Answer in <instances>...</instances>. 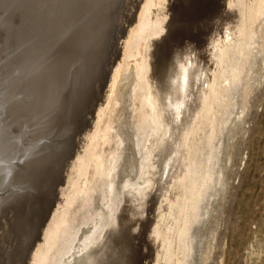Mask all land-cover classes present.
<instances>
[{
    "label": "rangeland",
    "instance_id": "obj_1",
    "mask_svg": "<svg viewBox=\"0 0 264 264\" xmlns=\"http://www.w3.org/2000/svg\"><path fill=\"white\" fill-rule=\"evenodd\" d=\"M164 1H162L163 3L162 5L156 4L152 6L154 9H156V7L160 8L161 6V10L158 12L157 15L161 17L160 13L163 11L162 17L164 18L166 16L164 19H167L171 15L175 16L176 18L177 16L183 19L185 18V16H188L187 18H190L191 13L189 12L191 10L193 11L192 16L194 18L196 17V19L199 17L198 14L203 15L204 13V15L202 16L203 19V17L206 18L207 16V14L205 16V12H208L209 14L208 17L211 16V12L212 10H214V7L216 8V5H217L216 9L219 10L222 8V6H220L221 0H217V1L208 0L207 2L206 0L205 1L204 0L202 1L164 0ZM10 2L11 3L9 4L10 5L13 4L11 6H13L14 9L9 4H7V1L6 3L3 2V4L5 3L3 6L0 5L1 6L0 14L2 13L3 15V12L5 13V15L7 14L5 16L6 18L3 17L4 15L0 16L1 17L0 32L2 33L0 34V44H1L0 53L1 54L2 52L4 53L2 55L0 54L1 55L0 75L1 73H3L0 76V119H1L0 136L4 137L3 133L5 134V130L7 131L8 126L11 127V128L9 127L10 128L8 129L9 132H6L5 134L6 136L4 138L0 137V143H2L0 144V146L7 145L10 148L16 146L18 147V149L21 147L19 149L20 152H22V150L24 149L22 147H25V150H23V152L25 153L23 152L21 153L22 157L19 154L18 159L19 160L22 159L20 161L17 160L16 158H12L11 161H5L7 163L2 162L3 164L2 165L0 164V166L3 167H5L6 164L7 165L9 164V166L12 164L14 165V166L12 165L13 167L10 166L11 169L7 168V166L5 167L7 169H10L8 170L7 174L8 176L9 175L11 176V178L8 179L9 183L7 182L8 187H6V189H3L1 187L3 186L4 183L3 181H5L4 179L7 177L2 173H4V171L7 170L5 168H3L4 170L0 169L1 171L3 170V172L0 171L1 173L0 195L2 196L5 193L3 197L5 196V199L7 201L11 198H14V196L16 198V200L15 198L13 200L11 199L9 203H7V201L5 200L7 207L11 203L13 207L12 208L9 205L10 207H8V209L5 210L8 212V213L6 212V214H9L10 212L13 213L12 209H15L16 211V209L18 208L17 211H19V209L21 208L19 215L22 212L21 213L22 216H20V222L22 221V223H20L21 226L19 230L21 232H19L20 234L18 235V237L21 236L22 238L19 237L21 240L17 238V240L19 239V241L16 244L15 242L17 240L15 242L13 241L14 247L19 250L18 246L20 247V244L24 241L23 236L25 237V240L28 238L29 240L27 239V241L29 242L30 240L34 239V236L36 237V235L38 236V234L40 233L38 232L39 230L38 227L42 228L43 224L46 221L47 218L46 216L48 215L45 214L48 213V211L45 212V210H47L48 207H49L48 210H51L50 206L51 208L52 206H54L55 204L54 200L56 199L57 195H59L58 193L55 194L56 193L55 190L58 192L59 189L57 187L60 186L58 179L59 181H61L60 184L64 181V177L62 178L61 177L62 174L60 173H63L65 175L64 171L66 169L64 167L68 168L69 165L68 162H70L71 160L70 158L74 157V155L72 157L71 154L76 152L74 150L80 149L81 141L78 140L82 137L80 136L79 138V135H81L82 132L90 131V129L94 124L93 115H95L97 106L102 107L107 102L108 79L112 71L111 69L116 64L115 62L117 61L121 53L122 32L123 30H125L124 28H127L129 26L128 20L130 16L132 17L133 14L135 15V13H137L136 5L139 1L138 0H58L59 4L58 6H56L57 9H55V11L53 12L54 15L52 14V16H50L47 19L44 17L43 14H39L34 11V9L30 4V0H24L18 2H16V0H13ZM177 2L178 5L175 6L174 4H177ZM184 2L188 4L187 5L188 7ZM191 2L194 3L196 9L194 8L193 4H190ZM197 3H199L201 6ZM0 4H2V2ZM6 4L10 8H12V10L8 9L9 7L6 6L7 7L6 9L9 10L7 11L4 7ZM164 5H166L167 10ZM183 5L185 6L184 9L186 10H183L182 8ZM218 6L221 8H219ZM2 7L4 8L2 9ZM168 7H170V9ZM172 7H173L172 9L173 11L171 10ZM178 7L182 9V11L178 10ZM197 7L200 8L197 9ZM130 8L132 11L130 10ZM209 9L211 10L209 11ZM201 10H203V12ZM178 11H181L182 16L178 15L180 14V12ZM171 12L172 14H170ZM16 14L19 16H17ZM126 14H128V16ZM2 19L5 22L1 21ZM20 24L23 28L20 26ZM37 24L39 25V27ZM253 26L257 32L255 35V43L251 48V52H250L251 54H249V56L251 55V57L247 62L248 65L242 66V69L239 72L240 75L239 78L229 77L227 80L224 81V87H225L224 103L221 105V110L218 112L217 119L213 128L214 129L213 133L210 138H207L208 136L207 133L209 134V129H207V132L205 131L202 134L203 136H201V140L198 143V148H197L198 152L196 154V159L194 163L191 165L192 169L200 170L201 168H203L205 164L208 163L209 158H208L207 150L208 147L210 146L217 148V159L213 165L210 180L204 184L205 187L210 186V194L203 201V203H201L200 205L201 208H199L198 212L196 213L197 216H195L194 221H191L189 228L185 233L184 240L182 241V243H180L182 245V246L180 245L181 248L178 246V248H180L179 249L180 251H178V248H176V251H178L176 255L178 256V259L176 260L177 264H264V14L258 19L257 22L255 21L253 23ZM163 31L165 32V28H163L161 32L162 35L164 34ZM157 38H159V36H157ZM12 39H14L13 42L11 41ZM233 41L234 40H232V42ZM242 41H243V37H239L235 39L234 43H239ZM168 43L169 42L165 43V47L163 45L164 50L163 48L162 50L164 51V53L163 52L162 54L160 53L161 56L158 54L159 58L165 59L164 58L165 55L163 54H165L166 45ZM15 48L17 49L15 50ZM253 48L254 50H252ZM196 51L197 52L200 51L199 48L198 50L196 49ZM235 61H236V53H233L232 57H230L227 63L228 64L235 63ZM130 65L131 64L129 63L128 69L125 72L121 73L120 75L121 77L119 76L118 83L116 84L117 90L115 88L118 102L116 104V108L112 113L113 122H112L111 133L113 135V139L116 140L118 144L117 143L115 144L114 140H111L109 144L104 145V147H106L105 151L107 149L113 148L114 146H119L117 150L119 152V155L117 156L116 163L114 166L111 167V169H109L107 175L105 176V180L109 183L110 189L107 190L108 187L106 186V191L102 196L99 192L97 191L94 192L92 198V206L90 208V212H93L95 214L94 220L98 218L106 217L108 215V219L106 218L105 219L109 224V226H107L106 223L100 229L101 231L99 230V233L97 234L96 238L90 241L92 246L88 247L89 250L91 248H94L95 244H96L95 247L98 246L97 243H99V240L102 243V239H105L106 237L105 235L107 234L108 230H110L112 227L111 225H113L114 227V225L118 221L124 219L125 217H128L127 214L123 215V213H121L122 210L123 211L125 210L124 207L126 202V200H124L125 196L123 195L121 190L120 193H118L117 195L118 199L116 200L115 204L109 206V203L111 198L115 195L114 194L115 191L121 189V186L126 182H127L126 184L129 185L130 182L134 181L135 178H137V176L141 173L138 166L141 161V157H142L141 155H144L145 153L141 152L142 150L139 151L137 145V143H139L142 139V134H140L137 128L135 111L133 110L132 101H131L133 74L131 72L132 67ZM233 65L235 67L237 66L236 64ZM8 66H10L11 68L9 69ZM1 83H3V85H1ZM7 87L8 90H6ZM1 94H5V95H2L1 97ZM3 97L7 99V102L3 99ZM11 99L15 100L13 102L14 104L12 103L13 100ZM18 99L20 101H17ZM1 101H4L5 103L11 102L10 107L13 105L12 108L9 107V104L6 105L4 102L1 103ZM16 101L18 104L20 103V105H16ZM36 102H39V104L41 103L42 108L38 103L36 104ZM3 103L5 104V106L8 107V109L7 107L5 108ZM32 103H34V105H32ZM28 105H29V109H28ZM31 105L32 107L36 106L35 107L36 109L37 106L40 107L42 110H43V106L46 107V109L44 108V112H43L39 108L37 110L40 112H38L34 107L32 109L30 107ZM13 107L14 108L16 107L15 108L16 112L15 109H13ZM19 107L20 108L22 107L23 109L24 107L26 108V110L24 109L25 114L24 111H22L23 110L22 108L19 110ZM4 108L7 110H5ZM9 109L10 110L12 109L11 111L14 110L13 112L15 114H13L12 112L13 115H11V112L8 111ZM31 110L33 113L35 111L37 113L33 115L31 113ZM6 111L10 113L7 114L8 112ZM227 111L228 113L229 112L230 113L226 114L228 116L226 118L228 119H226L227 121L225 120L226 124L225 123L223 124L225 130L223 131V127H222V132H223L222 133L218 131L219 129L218 127L220 126V117H222V115ZM1 112L2 115L4 114V116H1ZM47 112H48V117L46 116ZM22 113L24 114L25 119L24 116L21 115ZM38 113H41L40 114L41 116ZM16 114H18L17 117L18 119L20 120L24 119L21 121L22 125L18 126L14 124L17 121H19V123L17 122L16 124H21L20 120H16L17 118L15 119L16 122L12 121L17 116ZM10 115L11 116L15 115V116L11 118ZM7 116L9 118H7ZM42 117H46L47 120H45L46 118H44V120H41ZM6 119L7 121L5 122ZM9 119L12 120L9 121ZM1 121H3L7 125L4 126L3 125L4 123ZM48 121L49 123H47ZM32 125L34 127H32ZM17 128L18 129L20 128V130H18ZM27 128L33 130L32 133L28 132L26 134L25 132H27L26 130ZM11 129L12 132H15V130L16 131L18 130L17 132H19L21 131V129L23 130L25 129V130L21 131L22 133L19 132V134L15 132L14 135V133L11 132ZM10 132L13 135L10 134ZM7 133L12 135L11 138H13V142L12 140H10V135L9 134L7 135ZM16 133L18 134L19 137L22 138L23 146L20 143L21 141H17L20 140L21 138L17 139L18 137H14L17 136ZM25 134L26 135L30 134L28 136V139H26L27 136ZM23 135L25 136V139L23 138L24 137ZM7 137L10 141L6 140ZM1 138L3 141L1 140ZM14 138H16L15 141H17V143H15ZM77 138L78 140H76ZM4 139L6 140V142L8 141L9 142L4 143ZM25 140L27 141L26 144H25ZM68 140H70L69 141L70 143L68 142ZM75 141L77 144L74 143ZM66 142H68V144L70 145H68ZM9 143L10 144L13 143V146L10 145ZM14 143L20 146H17ZM78 145L79 147L77 148ZM45 148L47 149L50 148L49 150L53 149L52 151H49V153L51 152L50 155L53 154V157L50 155L46 156V154L49 153L48 150H45ZM32 150H34V152ZM43 150H45L46 153V154L44 153V155L47 157L45 161L47 164L45 162H44L45 164L43 163V161L45 160V156L44 155L42 156ZM71 150L73 153H70ZM19 151H16V154L20 153ZM53 151H55V153ZM1 152L3 151H1L0 149V162H1V158L3 160V155L1 154ZM31 152L33 154L35 153V156L38 155L37 153L39 152H40L39 154L41 155L34 157ZM63 154L65 156L64 160L62 159ZM56 155L57 156L59 155L58 156L59 158ZM32 156L34 158H32L31 161ZM37 157H39V159L41 157L40 160L41 163L39 162V160H37L38 159ZM50 157L53 158L54 161ZM49 158L50 160L48 161L49 162L48 163L47 160ZM109 159H112V157H110ZM16 162L19 163L18 166H16L17 164ZM32 163H35L36 165ZM50 163L52 164L50 165ZM30 164L34 165L35 167L31 166ZM41 164H44L45 167H42L44 165ZM48 164L50 165V168L49 167L47 168V166H49ZM62 164H64V166ZM65 164L67 165L65 166ZM15 167L17 168V170H15L16 169ZM12 168H14L13 169L14 171L12 170ZM44 168L45 171H47V173L43 175V177H40V175L44 174L45 172L44 170H42ZM32 169L34 170L33 173H36L38 170H40V173H38L39 171L36 173L37 178L35 177L34 174L31 175ZM9 171H11L10 172L11 174L9 173ZM51 171L52 173L49 175ZM12 172L15 173V177L13 175L14 173L12 174ZM53 173H55V175ZM3 175L6 177H4ZM20 175L21 178L23 177L22 180L25 179L26 181L23 182L21 179H19L18 177H20ZM33 175L37 179L35 181L32 180V182H34L35 184L31 182V178L33 177ZM12 176L14 178H12ZM217 176H220L221 179L220 181L215 182ZM55 177L57 178L55 179ZM45 178L47 180L49 178L52 180L43 182V180H46ZM54 179L56 182L54 181ZM9 180L10 181L12 180V182L14 180L15 181L12 183ZM20 180L24 185L28 183L31 184L32 186L35 185L33 187L35 188V190L36 189L37 190L33 191L34 188L30 187L31 185L29 186V184L25 186L23 185L22 187ZM39 180L42 181L38 182ZM16 181L18 182V184L15 183ZM36 183L41 186L37 185ZM48 183H52L50 184V187L48 186L49 185ZM55 183L56 184L58 183L57 186ZM16 184L17 185L21 184V185L16 186ZM44 184H46L45 187L46 189L44 188ZM10 185L14 189L11 188ZM36 186H38L39 188L43 187L44 189L43 190L39 189ZM51 186H53L52 188L54 189V191L53 189H48V187L51 188ZM54 186L57 189H55ZM9 187L13 189L12 190L13 194L11 193L10 191L11 189ZM15 189L17 191H15ZM6 190H9L10 193H8ZM19 191L24 192L23 195H21L22 193H20ZM52 191H53L54 199L52 198ZM25 192L29 194H26ZM35 193L37 196L41 198V201L40 198L36 197ZM44 193L46 194V196ZM7 194H10V196H8ZM42 194L44 195L40 196ZM8 197L9 199H7ZM34 198H37V201ZM47 198L51 199L49 200L50 204L48 200L46 201ZM28 199L30 200L33 199L32 200L33 203L38 204L39 206L35 205L36 206L35 207L34 204L31 205L30 200ZM1 200L2 199H0V203L2 202L1 203L2 207H0L1 208L0 211L2 212V209L7 207H5L6 205L4 201ZM42 201L44 202L42 203ZM47 202L49 206L46 208L47 204L45 203ZM16 204L19 205V207H17ZM27 204L30 205L31 207L27 206ZM41 208L44 209L42 212H44L45 215H43V213L41 212L42 210ZM23 209L24 211H22ZM28 210L30 213L27 212ZM31 210L33 212L36 211L34 212L35 214L31 212ZM5 211L3 209L2 213H4ZM37 211L42 213V214L39 213V215L41 214L44 217L43 219L45 220V221L42 220L41 219L42 216L40 215L39 216L40 221H38L39 224H37L38 223L37 220L39 219L37 218L38 217ZM25 212H27L28 217L25 216L26 215ZM109 212L110 214H108ZM31 213H33L32 216ZM0 215L2 214L0 213ZM128 215L130 217L129 213ZM144 216L145 215L143 213V216L141 214L139 217L142 218ZM23 217L25 220L28 221V223L33 219L30 222L32 223V225L26 224L27 221L25 222L24 220V224L26 226L25 227L22 220ZM3 218L5 217H2V220ZM34 220L36 224L34 223ZM132 220L134 221L135 219ZM40 222H41V226H40ZM128 223L130 224L129 229H128ZM131 224L132 221L131 222L129 221L125 225L128 229V235L132 234L133 237L136 236L138 233V227L136 228L134 227L138 223L136 224V222H134L132 225ZM27 226H29L30 228L29 227L28 228L31 229L30 235L29 233H27V231H25L27 230ZM32 226L33 228H31ZM34 227H36L35 228L36 230H34ZM23 230L27 233V235H25L26 233L23 232ZM35 231L37 232L36 234L34 233ZM32 232L33 235H31ZM28 235L29 237H27ZM31 236H33V238H31ZM26 242L24 241L23 244H25ZM28 242L25 244V246L21 244V249H25L26 247L30 249L31 246L30 244H32L33 242L31 241L29 242V244ZM133 242L134 245L136 244L135 251L137 250L138 252V254L136 252L135 257L137 255L138 256L140 255L139 257L138 256L136 257L137 260L135 262L137 263L133 262V264H142V263L144 264L145 259L142 256H144L143 254L146 251L144 250L145 246L137 242V238L132 239V243ZM26 245H29V247ZM137 245L141 246L142 248L138 247ZM0 246L7 247V245H5L4 243L2 244V240L0 241ZM22 246L24 247L22 248ZM5 247H3L0 250V256H2L0 257V261L2 260L0 264H8V263L10 264L11 260H9L8 258H12V257H13L12 260L15 264L16 263L20 264L19 262H21V264L26 263L27 255H25V257H23V255L29 253L27 249H25L23 255L22 253L16 255V257L18 256L19 258V259L17 258L18 260L14 258V256L12 257L6 256L5 259V257H3V255L5 254L7 255L6 252L7 248ZM3 249L6 253L3 251ZM141 249L143 250V252H141ZM2 252H4L5 254L4 253L2 254ZM179 252L182 253L180 254ZM21 255L23 259L24 258L26 259V261L24 259L25 262L21 260ZM7 260H9V262ZM13 262L11 261V264H14Z\"/></svg>",
    "mask_w": 264,
    "mask_h": 264
},
{
    "label": "bare ground",
    "instance_id": "obj_2",
    "mask_svg": "<svg viewBox=\"0 0 264 264\" xmlns=\"http://www.w3.org/2000/svg\"><path fill=\"white\" fill-rule=\"evenodd\" d=\"M6 1H7V4H9L11 3L10 1H13V0H10V1L0 0V3L2 2V4L0 5L3 6L6 3ZM18 1H24V0H18ZM18 1L16 0V2ZM138 1H139L138 2L139 4L137 3L136 5L137 13H135V15L133 14L132 17L130 16L128 20L129 26L127 28H124L125 30H123L122 32L121 53L117 61L115 62L116 64L112 67L111 69L112 71L108 79L107 102L102 107L97 106L95 115H93L94 124L92 128L90 129V131L82 132L83 135L81 132H80L81 135L78 134L79 138L80 136L82 137L80 138L81 140L80 139L78 140V138L76 139L78 141H81L80 142L81 145L79 144L80 149L79 150L73 149L74 151H76L74 152L75 154L71 150L70 153H73L71 154V156L73 157L74 155V157L70 158L71 160L70 162H68L69 163L68 168L64 167L66 169L64 171L65 175L63 173H60L62 174L61 177L62 178L64 177V181L62 180L63 182L60 184L61 181H59L58 179L60 186L57 187L59 189L58 192L55 190L56 192L55 194L58 193L59 195H57L56 199L54 200L55 202L54 206H52V208L50 206L51 210H48L49 209L48 206L50 204L49 200L51 199H48V198L46 199V201L48 200L49 202V204L48 202L45 203L47 204L46 208L48 207V209L45 210V212L48 211V213H45L46 215L48 214L46 216L47 217L46 221L43 219L44 217L41 215L42 213L43 215H45L44 212H42L45 209L44 208L45 205L44 207L42 206L44 209L41 208L42 213L37 211L38 212L37 218H39V216L41 215L42 216L41 219L44 220L45 223L41 220L44 224L42 228L38 227L39 228L38 232H40L38 236L37 235L36 237L34 236V239L29 241V242L31 241L33 242L32 244H30L31 245L30 249H28L27 247L25 248L29 251V253L27 254L23 255L25 249H21V244L25 246V244L28 242L27 241L28 238L25 240V237L22 235L24 238L23 240L27 242L23 244L24 241L22 240L23 242L20 244V247L18 246L20 242L18 243V245H16L21 251L15 248L13 244V241L15 242L17 238L21 237V236L18 237V235L20 234L19 232H21L19 230L21 226L20 223H22V221L20 222V216H22L21 214L22 212L19 215L21 208L19 209V211H17L18 208L16 209V211L15 209H12L13 213L10 212L12 214L10 213L6 214L7 211L5 210L8 209V207L10 206L12 207L11 205L12 203L9 204L10 206L8 205L7 207V204L5 202L6 200L5 196L3 197L5 193L3 192L4 194L2 196L0 195V199H2L1 201H4L6 205L4 206L7 207V208H3L5 211L4 212L5 214L2 213L3 209H2V212L0 211V213L2 214L0 215V229H1L0 237L2 240V244L4 243L5 245H7V247L3 246L7 248L6 249L7 255L5 254L6 252L4 251V249L3 251L5 253L2 252V254L3 253L5 254L3 255L5 259H6V256H10V257L14 256V258L17 259L18 256L16 257V255H19V253H22L23 257L27 255L26 257L27 261L24 258L26 261L25 264H133V262L137 263L135 261L137 260L136 257L138 255L135 257L137 250L135 251L136 244L134 245V242L132 243V239L137 238V242L145 246L144 250L146 251L143 254L144 256H142L141 254V256L144 257L145 259L144 264H177L176 260L178 259V256L176 255L178 251H180L179 250L181 248L180 243H182V241L184 240L185 233L188 230L191 221H194L195 216H197L196 213L198 212L199 208H201L200 206L201 203H203V201L210 194V186L205 187L204 184L210 180L211 171L217 159V148L210 146L208 147V150H207L208 158H209L208 163L205 165L203 164L204 166L202 165L203 168L201 169L199 168L200 170L192 169L191 165L194 163L196 159V154L198 152L197 151L198 143L201 140V136H203L202 134L205 131L207 132V129H209V134L207 133L208 135L207 138H210L213 133V130H214L213 128H214V125L217 119L218 112L221 110V105L224 103V94H225L224 81L227 80L229 77L239 78L240 77L239 72L242 69V66L248 65L247 62L249 58L251 57V55L249 56V54H251L250 53L251 48L253 44L255 43V35L257 32L254 29L253 23L255 21L257 22L258 19L264 14V0H221V3L220 2L219 3H220V6H222V8L218 6L219 8H221L218 10L216 9L217 8V5H216V8L214 7V10H212L210 17H208L209 15L208 12L204 11L205 16L206 14L207 16L206 18L203 17V19H202V16L204 15V13L203 15L196 13L199 15V17L197 16L198 18L196 19V17L194 18L192 16L193 14L192 10L191 11L189 10L190 11L189 13H191L190 18H187L188 16H185V15L183 16H185L186 19L180 18L179 16H177L176 18L175 16L171 15L167 19H164L166 16L164 18L162 17L163 11L160 13L161 17L157 15L158 12L161 10V6L160 8L156 7V9L152 7L156 4L162 5L163 4L162 1L164 0L162 1L161 0H138ZM207 1L208 0H206V2ZM3 2L5 3L3 4ZM178 2L177 4H174V5L175 6L178 5ZM7 4L4 6L5 9L7 8L6 6H8ZM30 4L35 12L39 14H43L44 17L47 19L50 16H52V14L54 15L53 12L55 11V9H57L56 6H58L59 3H58V0H30ZM190 4L194 5V3L192 2ZM187 5L188 4H186V6ZM164 6L166 7V5ZM183 6H182L183 10H186L184 9L185 6L184 7ZM4 7H2V9ZM11 7L13 8V6ZM12 8L9 7L8 9L12 10ZM168 8L170 9V7ZM194 8H195V5H194ZM198 8L200 7H197V9ZM172 9L173 7L171 8V10ZM166 10H167V7H166ZM178 10L182 11V9H180L179 7H178ZM210 10L211 9H209V11ZM181 11H178L180 12V14L178 13L177 14L181 15L182 14ZM201 11L203 12V10ZM170 14H172V12ZM1 15L2 13L0 14V16ZM3 15L2 16L5 17L7 14L5 15V13L3 12ZM126 15L128 16V14ZM1 21H4V20L2 19ZM163 28H165V32L163 31L164 34L162 35L161 32ZM0 34L2 33L0 32ZM157 36H159V38H157ZM239 37H243V41L239 43H234L235 39ZM13 40L14 39H12L11 41L13 42ZM232 40L234 41L232 42ZM167 42L169 43L166 45L165 54H163L165 55L164 56L165 59H161L158 57V54L160 55V53L161 54L162 52L164 53L163 45L165 47V43ZM198 48L200 51L197 52L196 49L198 50ZM16 49L17 48H15V50ZM252 50H254V48ZM233 53H236V61L235 63L228 64L227 61L230 59V57H232ZM2 54L4 53L2 52ZM129 63L131 64L130 65L132 67L131 72L133 74L131 101H132L133 110L135 111L137 128L140 134H142V139L139 143H137V145H138L139 151L142 150L141 152L145 153L144 155H141L142 156L141 161L138 166L141 173L137 176V178L134 177L135 180L131 181L129 185L126 184L127 183L126 182L121 186V189L115 191L114 193L115 195L111 198L110 203H109V206H112L115 204L116 200L118 199L117 195L118 193H120V190H121V192L125 196L124 200H126L125 207H124L125 210L123 211L121 209L122 210L121 213H123V215L127 214L128 217L124 218L122 216L124 219L118 221L114 225V227L113 225L110 224L112 227L105 235L106 236L105 239L101 238L102 243L99 240V243H97L98 246L95 247L96 244L95 245L93 244L94 248H91L90 250L88 249V251L84 252V250L87 248V245L90 243L92 239L96 238L97 234L99 233V230L107 223L106 219H108V215H107L106 217L98 218L94 220L95 214L93 212H90V208L92 206V198H93L94 192L97 191L102 196L104 192L106 191V186L108 187L107 190L110 189L109 183L105 180V176L107 175V172L109 171V169H111V167L114 166L116 163L117 156L119 155V152L117 151L119 146H114L113 148L107 149L105 151L106 147H104V145L109 144L111 140H114L113 135L111 133L112 122H113L112 113L114 109L116 108V104L118 102V99L116 97L117 94L115 92V88L117 87L116 84L118 83L119 76L121 75L122 72H125L128 69ZM233 64H236L237 66L235 67ZM8 67L9 69L11 68L10 66ZM2 74L3 73H1V75ZM1 85H3V83H1ZM6 90H8V87L6 88ZM5 94H1V97L2 95H5ZM4 97L3 99L7 102V99ZM14 101L15 100H13L12 103ZM17 101H20V100L18 99ZM17 101H16V105H20V103L18 104ZM2 102L4 101H1V103ZM39 102H36V104L37 103L39 104ZM4 103H3L4 106L5 104L6 105L9 104V107H10L11 102L5 103V104ZM32 105H34V103H32ZM32 105L30 107L33 109L34 106L32 107ZM39 105L41 106L42 104L40 103ZM12 106L10 108H12ZM6 107L7 106H5V108ZM15 108L13 107V109ZM21 108L19 107V110ZM39 108L40 107L37 106V109ZM44 108L46 109V107L43 106V110L41 109V111L44 112ZM24 109L26 110L25 107ZM24 109L22 111H24ZM28 109H29V105H28ZM11 110L10 109L8 110L11 112V115L15 114L13 112L14 110L13 111ZM10 112H8L7 114H9ZM15 112H16V109H15ZM31 113L34 115L37 112L35 111L33 113L31 110ZM229 113L227 111L222 115V117H220V126L218 127L219 132H222L223 124L224 123L226 124V121H227L226 119H228L226 118L228 117L226 114H229ZM24 114H25V111H24ZM24 114L22 113L21 115L24 116ZM38 114L40 115L41 113H38ZM16 115L17 116L14 118V120L9 119V121L12 120L16 122L15 119L18 117V114ZM1 116H4V114L2 115V112H1ZM14 116H11V118H13ZM46 116L48 117V112ZM7 118L9 117L7 116ZM42 118L41 120H44V118L46 117H42ZM24 119H25V116H24ZM16 120H20V119L17 118ZM22 120H20V122ZM45 120H47V118ZM6 121L7 119L5 120V122ZM17 122L19 123V121ZM16 123L14 124L18 126L22 125V122L21 124H16ZM47 123H49V121ZM3 125L5 126L7 124L4 123ZM9 127L10 126H8V129L11 128ZM32 127L34 126L32 125ZM8 129L7 131L5 130V134L6 132H9ZM18 130H20V128ZM24 130L21 129V131H24ZM26 130H27V132H25L26 134L28 132L32 133L33 131L28 128ZM224 130L225 129L223 127V131ZM17 131L15 130V132ZM11 132H12V129H11ZM11 132L10 134L14 133L15 135V132H12V133ZM19 132L17 133L19 134ZM5 134L3 133L4 137L6 136ZM8 134L9 133H7V135ZM18 134L17 136H14V137H18L17 139H20L21 137H19ZM12 135H10V140H12L13 142V138H11ZM29 135L30 134L26 135L27 136L26 139H28ZM0 137H3V136H0ZM23 138L25 139V136ZM15 139L16 138H14V141ZM6 140H9L8 137ZM6 140L4 139V143L6 142ZM17 141H21L20 143L23 146L22 138ZM17 141H15V143H17ZM69 141L70 140H68V142ZM68 142L66 143L68 144ZM114 142L115 144L116 143L118 144L116 140H114ZM26 143L27 141L25 140V144ZM74 143H76V141ZM10 145L13 146V143ZM15 145L20 146L18 144H15ZM79 145L77 146V148L79 147ZM16 148L18 149V147L16 146L11 147V148L7 145L0 146L1 151L4 152V153L1 152V154L3 155V160L5 158L4 161L1 158V162H0L1 165L3 164L2 162L11 161L12 158H16L17 160H19L18 159L19 154L21 155L23 150H25V147H22L24 148L22 152L19 151L21 147L18 150ZM47 148H45V150H48V153L49 151L53 150V149L49 150L51 146L49 149ZM45 150H43L42 156L44 155ZM16 151L20 152V153H17L18 157H17ZM32 151L34 152V150ZM53 152L55 153V151ZM39 153L37 154L41 155ZM50 154L51 152L49 154H46V156H49ZM64 154L62 157L63 160L65 159ZM33 156L36 157L35 153L33 154ZM33 156L31 157V161H32V158H34ZM46 156H45V160L43 161V163L47 159ZM50 156L53 157V154ZM110 157H112V159H109ZM37 158L35 159L39 160V162L41 163L40 161L41 157L40 159L39 157ZM50 158L47 160V162L50 160ZM51 159L53 160V158ZM66 161H69V160H66ZM18 164L19 163H17L16 166H18ZM32 164L36 165L35 163H32ZM44 164H41V165H44ZM51 164L52 163H50V165ZM12 165L10 166L13 167L14 165L13 166ZM34 165H31V166H34ZM50 165L47 166V168L48 167L50 168ZM62 165L64 166V164ZM66 165L67 164H65V166ZM6 166L7 168L11 169L9 164L8 165L6 164ZM0 167H1L0 169L5 168L3 166H0ZM42 167H45V165ZM7 168H5L7 171H4V173H2L7 176L6 177L3 175L4 177H6L4 179L5 181H3L4 182L3 186L1 187L3 189H6V187H8L7 186V184L9 183L8 179L11 178V176L10 175L8 176L7 174L8 170L10 169H7ZM13 169L14 168H12V170ZM3 170L2 171L0 170V171L3 172ZM15 170H17V168ZM42 170L45 171V168ZM33 171L34 170L32 169L31 175L34 174L35 177L38 171H39L38 173H40V170H38L37 172L35 171L36 173H33ZM10 172L11 171H9V173ZM61 172H62V169H61ZM13 173L14 172H12V174ZM46 173L47 171H45L44 174H42L41 172L42 175H40V177H43V175H45ZM51 173L52 171L49 173V175ZM53 174L55 175V173ZM13 175L15 177V173ZM14 177L12 176V178ZM18 178L22 180L23 177L21 178V175H20V177ZM32 178H31V182L32 180L33 181L37 180L36 179L37 177L35 179L34 178L32 179ZM50 178L48 180L51 181L52 179ZM56 178L57 177H55V179ZM220 179L221 177L217 176L215 182L220 181ZM48 180L47 179L43 180V182L44 181L47 182ZM22 181L24 182L26 180L24 179ZM41 181L42 180H39L38 182H41ZM10 182H12V180ZM15 183L18 184L17 181ZM15 183H14V186H15ZM17 184L16 186H19L22 184L21 185L22 187L24 185L22 182L19 185ZM28 184H25V185H28ZM48 184H49L48 186L50 187V184L52 183H48ZM30 185L31 184H29V186ZM33 186L31 185L30 187L34 188ZM10 187L13 188L11 185ZM45 187H46V184H44V188ZM49 187L48 189H53L52 188L53 186H51V188ZM44 188L42 187L39 189L43 190ZM54 188L57 189L55 186ZM13 189L10 190L12 194H13L12 192ZM34 190L35 188L33 189V191ZM2 191H5V190H2ZM6 191L10 193L9 190H6ZM15 191L17 190L15 189ZM53 191H52V198H53ZM20 193H22L21 195H23L24 192H20ZM26 194H29V193H26ZM44 194L40 196H43ZM7 195L10 196V194H7ZM36 197L40 198L37 195ZM14 198H11V199L13 200ZM7 199H9V197ZM11 199H9L8 201L6 200L7 203H9ZM34 199H36L37 201V198H34ZM32 200H30L31 205L34 204ZM40 201H41V198H40ZM44 201H42V203ZM1 203H0V207H2ZM28 204L27 206H30ZM35 205H38V204H34V206ZM17 207H19V205H17ZM29 210L27 211L28 213H30ZM22 211H24V209ZM27 212H25L26 214L25 216L28 217ZM31 212L33 211L31 210ZM33 213H31V216ZM39 213L41 214L39 215ZM128 213L130 214V217ZM143 213L145 216L142 218L139 217L141 214L143 216ZM108 214H110V212ZM135 215H138V216H135ZM2 217H5V218H3L2 220ZM24 217L22 219L23 224L25 220ZM132 219H135V220L133 221ZM35 220H34V223H35ZM26 221L27 220H25V222ZM38 221H40V218L37 220V222ZM129 221L130 222L132 221V224L134 222H136V224L138 223L136 226H134L135 228L138 227V233L136 236L132 237V234L128 235V229H129L130 224L128 223V229L125 224H127V222ZM30 222L28 223L27 221L26 224L32 225V223ZM37 224H39V222ZM106 225L109 226L108 223ZM40 226H41V222H40ZM28 227L29 226H27V230L25 229L24 230L27 231V233H29L30 235L31 229H29L30 227L29 228ZM31 228H33V226ZM35 228L36 227H34V230H36ZM24 230L23 232H25ZM27 233L25 235H27ZM34 233L36 234L37 232L35 231ZM129 234H130V231H129ZM29 235L27 237H29ZM31 235H33V232ZM31 238H33V236H31ZM19 239L15 242V244L19 241ZM24 246H22V248ZM26 246L29 247V245H26ZM178 246L180 248H178ZM3 247L0 246V250ZM138 247H141V246H138ZM176 248H178V251H176ZM17 250H18V253H17ZM141 252H143L142 249H141ZM22 255H21V260L24 261V259L22 258ZM8 259L13 262L12 260L13 257L8 258ZM9 260L7 261L9 262ZM17 260H14V261H17ZM11 261H10V264H11ZM19 263L21 264V262Z\"/></svg>",
    "mask_w": 264,
    "mask_h": 264
},
{
    "label": "water",
    "instance_id": "obj_3",
    "mask_svg": "<svg viewBox=\"0 0 264 264\" xmlns=\"http://www.w3.org/2000/svg\"><path fill=\"white\" fill-rule=\"evenodd\" d=\"M108 231H109V230H108ZM91 246H92V244L89 243V244L87 245V248L84 250V252L88 251V247H91Z\"/></svg>",
    "mask_w": 264,
    "mask_h": 264
}]
</instances>
